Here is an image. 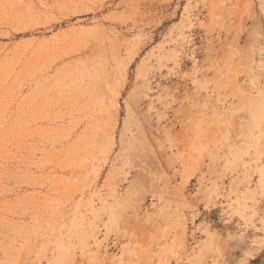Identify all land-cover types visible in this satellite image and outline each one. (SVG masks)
<instances>
[{
  "label": "rangeland",
  "instance_id": "rangeland-1",
  "mask_svg": "<svg viewBox=\"0 0 264 264\" xmlns=\"http://www.w3.org/2000/svg\"><path fill=\"white\" fill-rule=\"evenodd\" d=\"M0 264H264V0H0Z\"/></svg>",
  "mask_w": 264,
  "mask_h": 264
}]
</instances>
